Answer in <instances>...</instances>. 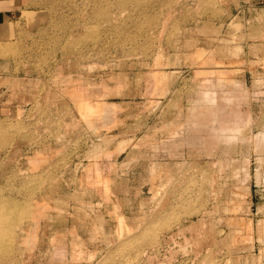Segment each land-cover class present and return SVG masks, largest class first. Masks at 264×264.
Here are the masks:
<instances>
[{"label":"rangeland","instance_id":"obj_1","mask_svg":"<svg viewBox=\"0 0 264 264\" xmlns=\"http://www.w3.org/2000/svg\"><path fill=\"white\" fill-rule=\"evenodd\" d=\"M262 135L264 0H0V264H264Z\"/></svg>","mask_w":264,"mask_h":264},{"label":"crops","instance_id":"obj_2","mask_svg":"<svg viewBox=\"0 0 264 264\" xmlns=\"http://www.w3.org/2000/svg\"><path fill=\"white\" fill-rule=\"evenodd\" d=\"M236 121L226 120L224 118L213 119V124L218 127V131L221 132L222 136L225 140H230L233 137H236L237 128L235 127ZM264 135L258 137L259 141L261 142ZM264 142H262L263 144Z\"/></svg>","mask_w":264,"mask_h":264},{"label":"bare ground","instance_id":"obj_3","mask_svg":"<svg viewBox=\"0 0 264 264\" xmlns=\"http://www.w3.org/2000/svg\"><path fill=\"white\" fill-rule=\"evenodd\" d=\"M2 47V46H1ZM94 90V89H93ZM10 124V123H9Z\"/></svg>","mask_w":264,"mask_h":264}]
</instances>
